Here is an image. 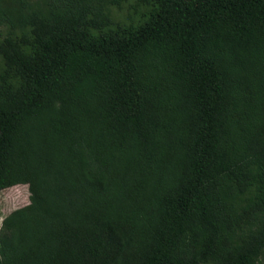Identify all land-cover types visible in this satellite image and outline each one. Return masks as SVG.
Masks as SVG:
<instances>
[{"label":"trees","instance_id":"obj_1","mask_svg":"<svg viewBox=\"0 0 264 264\" xmlns=\"http://www.w3.org/2000/svg\"><path fill=\"white\" fill-rule=\"evenodd\" d=\"M11 2L0 264H260L264 0Z\"/></svg>","mask_w":264,"mask_h":264},{"label":"rangeland","instance_id":"obj_2","mask_svg":"<svg viewBox=\"0 0 264 264\" xmlns=\"http://www.w3.org/2000/svg\"><path fill=\"white\" fill-rule=\"evenodd\" d=\"M28 1H40V0H28ZM12 2L11 0H0V11L4 10L9 12L11 10ZM133 12L132 8L122 7V9H114L112 13L117 17L121 18L124 15L128 16V13ZM9 26L8 20L0 22V37L4 33L5 29ZM29 202V190L28 186L25 183H17L0 190V226L4 216L14 208L25 205ZM264 264V254L261 258V263Z\"/></svg>","mask_w":264,"mask_h":264}]
</instances>
